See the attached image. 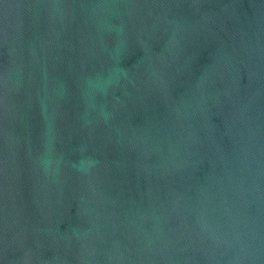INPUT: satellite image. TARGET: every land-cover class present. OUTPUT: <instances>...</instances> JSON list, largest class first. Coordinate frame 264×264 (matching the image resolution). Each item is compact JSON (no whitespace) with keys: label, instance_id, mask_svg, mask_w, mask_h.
Listing matches in <instances>:
<instances>
[{"label":"water","instance_id":"obj_1","mask_svg":"<svg viewBox=\"0 0 264 264\" xmlns=\"http://www.w3.org/2000/svg\"><path fill=\"white\" fill-rule=\"evenodd\" d=\"M0 264H264V0H0Z\"/></svg>","mask_w":264,"mask_h":264}]
</instances>
